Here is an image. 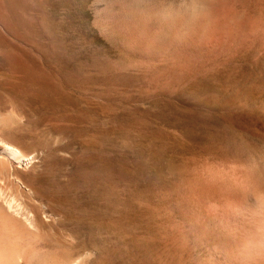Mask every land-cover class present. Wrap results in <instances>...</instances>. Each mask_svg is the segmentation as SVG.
<instances>
[{"label":"rangeland","instance_id":"374dc122","mask_svg":"<svg viewBox=\"0 0 264 264\" xmlns=\"http://www.w3.org/2000/svg\"><path fill=\"white\" fill-rule=\"evenodd\" d=\"M263 18L264 0H0V146L30 159L1 156L21 212L1 245L29 264H199L212 138L264 142V50L240 37Z\"/></svg>","mask_w":264,"mask_h":264},{"label":"bare ground","instance_id":"6f19581e","mask_svg":"<svg viewBox=\"0 0 264 264\" xmlns=\"http://www.w3.org/2000/svg\"><path fill=\"white\" fill-rule=\"evenodd\" d=\"M254 11H255V9H254ZM231 13L233 14V12H231ZM254 16H255V14H254ZM235 17H237V16H235ZM234 19H236V18H234ZM225 20H226V18H225ZM242 21H243V19H242ZM234 22H236V20ZM239 23H240V21H239ZM239 23H237V25ZM257 25H256V23H254V24L252 23L250 26L247 25L248 28H246V32L244 34H241L240 37L244 42H248L249 44L264 50V29H260L259 28L260 26H257ZM233 32L234 31H232V33ZM232 39H233V34L228 33L226 35V43L228 44L230 41H232ZM2 43H4V42H1V44ZM251 45H249V46H251ZM5 46H4V49H7V47L5 48ZM0 47H1V49L3 48L2 45ZM255 47H254V49H255ZM223 48H225V47H223ZM0 52H2V51H0ZM238 54H239V52H238ZM8 55L6 57H8ZM0 68H1V66H0ZM3 70H5V69L3 68ZM6 71H7V69H6ZM8 74H9V72H8ZM3 75L4 74H2V76ZM6 75H7V73H6ZM12 78L14 79L15 77H12ZM12 78H10V79H12ZM3 79H4V77H3ZM246 84H248V83H246ZM0 90H1V88H0ZM243 92H244V90H243ZM241 103L242 102H240V104ZM192 110H194V108ZM224 121H226V120H224ZM234 131H235V128H234L233 132ZM0 132H1V130H0ZM135 132H136V130H135ZM241 135H243L242 132H241ZM248 137H246V138H248ZM228 138L225 134H220V135L212 138V144L214 146H218L221 149V151L223 152V157H222V159L220 158V160L216 163V165H210L211 167L212 166H214V167L212 169L208 168L210 171L208 172V175H206L207 177H205L206 180L204 179L203 184H202V182L200 183L201 186L198 187L199 188L198 192H196V193L194 192L195 195L192 193L194 195L193 196V205H192V210H191L192 240H194L197 244L201 245V247L206 251V254L203 255V258L201 259L199 264H264V142H263V144L255 147L252 150H242L240 148H236L235 146L231 145ZM1 140H3V139H1ZM237 141H239V140H237ZM248 141L249 140L247 139V142ZM234 142H236V141H234ZM241 143H242V141H241ZM11 146H13V145H11V143H10V146H8L6 144H4V145L2 144L0 146V160L2 159V157H5L7 160H9V163L11 160L17 165H21L22 163L26 164L27 162H29L30 159L26 158L27 156L26 157L24 156L26 154L22 153L23 154L22 155L19 152V149H18V151L16 150L18 147L16 149H14ZM197 146H198V144H197ZM19 148H22V147H19ZM21 152H23V151H21ZM190 157H192V156H190ZM216 158H218V157H216ZM195 160H198V159L195 158ZM186 162H188V161H186ZM200 162H202V160ZM207 162H208V160H207ZM211 163H209V164H211ZM206 164H208V163H206ZM209 164H208V166H209ZM213 164H215V163H213ZM27 165H28V163H27ZM8 166L12 167L11 165H8ZM10 167L5 166V170L8 169L7 171L10 172V169H9ZM1 168H4V167H1ZM20 168H21V166H20ZM12 169H13V167H12ZM192 169L195 170V168H192ZM14 170H16V169L14 168ZM190 170H189V173H190ZM1 172L2 171L0 170V173ZM11 172H13V171H11ZM4 173L2 172L3 175H4ZM183 173H184V171H183ZM191 173H193V172H191ZM2 174H0V175H2ZM8 174H10V173H8ZM18 174L16 176L15 175L14 176L17 177ZM10 175H9V177H10ZM194 176H197V175H193L192 179H189V180L190 181L193 180ZM200 177H201V175H200ZM173 178H174V176H173ZM2 179H4V178L2 177ZM5 179L3 181H6ZM15 179H17V178H15ZM194 179H196V178H194ZM19 180H17V182ZM198 181H200V180H198ZM17 182H16V184H17ZM28 182H29V179H28ZM192 182H194V181H192ZM4 183H6V182H4ZM7 183H8L7 184V186H8L9 180ZM196 183H197V181H196ZM187 184H189V183H187ZM2 185H3V183H2ZM198 185H199V183H198ZM18 186L19 185H17L16 188ZM22 186H23V184H22ZM14 187H15V184H14ZM0 188H3V187H0ZM21 188H23V187H21ZM18 189L19 188H17V190ZM26 189H28V187ZM9 190H11V189H9ZM9 190L7 188V191H9ZM13 190H15V188ZM30 190H32V188ZM186 190H187V188H186ZM15 192H17V191H15ZM183 193L184 192H182V195H183ZM4 194H3V191L0 189V217L3 219V221L5 223H8V222H11V220L14 221L16 219V216L18 214H20L21 212H19V210H20L19 204L17 205L15 203L18 200L15 201V199L13 197L10 199H5V197H3ZM6 194H7V192H6ZM10 194H12V192L9 193V195ZM15 194L21 197V195H19L18 193H15ZM178 194H180V193H177V195ZM171 195H172V193H171ZM10 196H12V195H10ZM20 204H22V203H20ZM23 205L24 204H22V206ZM24 209H25V207H24ZM21 210H23V209L21 208ZM28 213H29V211H28ZM175 213H177V212H175ZM22 214H24V211H22ZM32 218H34V217H32ZM20 221H22V224L25 227H27L28 229H33L35 227V223L33 222V219H30V217H26V216L22 217ZM11 224L12 223H10V225ZM7 226L9 227L8 224L6 225V227ZM8 227L7 228L4 227L6 230L0 229V230H2L1 232L6 231L5 233H8L7 232ZM8 231H10V230L8 229ZM2 235H3V237L5 236L4 234H2ZM8 237H10V236H8ZM169 239L172 240L171 238H169ZM1 242H3V241L1 240ZM152 243H153V241H152ZM8 245L5 246V244L1 245V243H0V264H29L30 261L33 259L34 254L32 255V253L25 252V251L19 252L15 249H11L10 247L8 248ZM4 247H7V248H4ZM186 247H187V245H186ZM146 261H148V258ZM79 262L80 261H78V260H74V261H72L71 264H80Z\"/></svg>","mask_w":264,"mask_h":264}]
</instances>
